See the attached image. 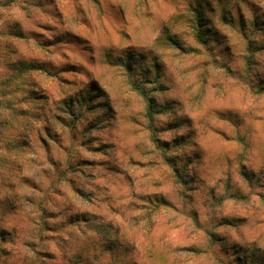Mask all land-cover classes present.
<instances>
[{
  "label": "rangeland",
  "instance_id": "rangeland-1",
  "mask_svg": "<svg viewBox=\"0 0 264 264\" xmlns=\"http://www.w3.org/2000/svg\"><path fill=\"white\" fill-rule=\"evenodd\" d=\"M0 264H264V0H0Z\"/></svg>",
  "mask_w": 264,
  "mask_h": 264
}]
</instances>
